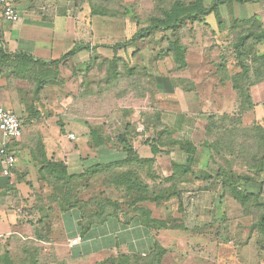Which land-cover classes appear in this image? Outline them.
<instances>
[{"label":"rangeland","instance_id":"1","mask_svg":"<svg viewBox=\"0 0 264 264\" xmlns=\"http://www.w3.org/2000/svg\"><path fill=\"white\" fill-rule=\"evenodd\" d=\"M177 1L184 2L189 9H194L198 4L197 0H92L101 11L114 15L127 14V17L132 21L130 22L132 26H128L125 34L130 38H132L134 32L150 27L155 21L160 22L163 20L172 11V6ZM213 1L203 0L202 4L205 8H208ZM255 8H258V6H254L253 3L247 6L238 3L236 10L234 9V13H232L234 20L239 19L240 22L237 23L233 22V19L230 20L228 16L221 15L220 20L222 22L220 25L215 15L211 14L195 23H186L180 30L152 29L145 32V36L136 42L131 52L122 54V57L115 56L116 58L113 60H98L99 57H97L94 67L90 66L88 69L84 67L79 70L76 75L77 79H74L75 82H73L78 85V89H76L78 96L75 97L73 103L77 105L76 110L78 111L79 121L83 120L82 122L84 123L87 118L93 117V113L88 108L92 99H95L96 103L105 100L110 105L108 106V109H111L109 113L112 112L115 115H112L113 117L110 119H114V123H117L116 120L119 118V111L121 110L119 106L123 102L122 106L129 107L133 111L140 109V112L148 116L153 115L155 109L153 107L163 110L164 112H161V127L174 129V123H177V119L184 115L185 124L183 127L184 133L182 134L192 138L195 144L201 146L198 154L199 161L195 171H206L215 175L218 170V164L210 158L209 150L203 148L204 136L209 133L208 139L210 141L220 139L221 142L228 144L227 149L229 152L227 154L231 156L230 159H234L230 160L232 165H234V169L237 172L249 173L252 169L246 166L245 161H242V163L239 161L240 159H245L246 154L242 151H237L238 154L235 155L236 149L242 148L236 143L243 141L244 137L240 131H244L245 128L243 127L245 125L249 126L259 123L264 127V124H261V121L257 123L256 117L251 124H247L245 121L247 115L245 114H250L253 117L256 115L255 109H253L252 105L248 106L242 95L238 98H231L232 87L227 80H231L235 75L244 77L243 73L246 72V67L258 72L260 71L259 67L264 63V44L258 46L251 39L252 41L246 42L245 49L241 48L237 52L235 49L238 38L246 29L252 30L253 36H255L253 38L255 39L264 37V8L261 15L254 14L257 18L251 24L243 26L241 21L249 22V18H252L254 16L252 14L256 12ZM247 15L251 16L248 17ZM222 28L223 31H221ZM115 30L117 32L120 30L118 25ZM126 36L124 33L120 34L119 31L118 37L114 40L111 39V42H123ZM174 43H178V49L181 46L182 51L184 50L185 52L184 67L179 64L181 62L180 57L177 54L175 55L177 51H170V47ZM124 68H126L127 77L123 79L124 74L122 72H124ZM118 72L122 73L123 80L121 81L115 79ZM129 72L132 75H129ZM231 75L233 76L231 77ZM166 80L171 85L167 86ZM223 80L226 82L223 83ZM175 81H182V84L175 86L173 84ZM66 83L64 84L65 86L67 85ZM92 95L95 98H92ZM173 99L178 101L172 103L171 100ZM233 100L236 106L245 107L243 114L242 110L227 114L232 110ZM167 105L177 109L175 114L165 110L168 108ZM1 106L10 108L4 103ZM151 122L153 124L158 123V121L155 123L154 120ZM232 130L235 131L232 132ZM142 131H144V128L140 132ZM257 132L259 130L253 131L252 134L254 135L255 133L257 135ZM236 135L237 138L235 139ZM142 137L152 139L155 136L152 137L150 133L146 132ZM166 141L168 139L161 146L162 150L166 149ZM258 149V145H254L255 154H257L256 150ZM171 151L172 154L170 156L174 157V161L184 163L186 155L181 150L177 148L172 150L171 148ZM87 152L88 150L84 149L81 156H85ZM167 156L158 157L157 163L152 170L147 172L152 178L145 179L143 177L144 172L140 173V171L137 173L138 178H141V180L144 178V182L152 187L155 185L158 187V185L162 184L163 179L171 174L172 167ZM124 159L117 161H123ZM235 160L238 161L236 162ZM98 163L97 161L92 164L91 161H88L87 164L82 166V169H79L78 173ZM251 163L250 166H252ZM102 164L108 165L107 163ZM123 168L125 169L124 173L128 172V168ZM113 173L110 172L107 175L112 176ZM263 173L260 181H264ZM115 176H118L117 171ZM210 183H197L195 187H186V189H192L195 192H185L183 194L184 205L182 208L179 207L176 199L166 205H162V207L151 206L157 218L168 219L170 217L188 228L187 231H178V234L170 233V235H173L172 241L163 242L168 243L170 246L173 244L181 246L183 254H186L188 250L193 254L194 248L198 251L202 244H205L206 246L202 250H205L203 255L210 257L212 260L215 250L214 245L219 239L215 236L218 224L214 222L221 218L223 213V217H226L227 236L230 240L226 242L228 245L224 244L228 248L236 247L240 264H253L252 256L256 259H254L255 264H261L258 262L259 258L256 253L255 242L257 235H252V242L249 245L240 244L249 237L251 218L243 215L240 205L230 196L221 198L223 191L219 188L220 183L216 181ZM79 186L74 187L73 196H76L74 198L76 200L90 201L89 206H91V209L85 212L86 215L95 212L93 208H96L100 199L104 197H111L116 201L123 200L118 188L110 186L106 183L104 177L100 175L85 179ZM257 189L259 187L255 188L254 191H258ZM263 196L262 199L264 200ZM221 199L223 207L219 206ZM71 211L80 213L78 210ZM54 212L59 213L58 210ZM51 214H53V211ZM55 214L53 215L54 218H56ZM61 214L64 215L66 213ZM134 222L137 224L127 226L118 220L111 219L106 225L95 227L89 235L92 241H97L105 237L104 234H110L115 241L116 239L120 240L122 238L121 234L127 229L128 233L132 231L131 235H135V238H138L139 231H142L143 234L146 233V229L140 228L138 221ZM61 223L64 225V218ZM115 224L117 225L116 228L113 226ZM195 226L198 228L194 229ZM226 230L224 228L223 234L224 232L226 233ZM80 236H82V233H80ZM202 236L205 240L203 242L198 241L199 237ZM198 242H200V245L196 246ZM136 244L138 247L140 246V249H150L152 246L151 242L143 241L142 245H139L140 242L120 240V243H112L110 246L101 244L102 247L100 249L104 248L116 255L118 251L120 252V249H135L134 246ZM198 253H201V250ZM261 262L263 261L261 260ZM1 264L3 263L1 262Z\"/></svg>","mask_w":264,"mask_h":264},{"label":"crops","instance_id":"2","mask_svg":"<svg viewBox=\"0 0 264 264\" xmlns=\"http://www.w3.org/2000/svg\"><path fill=\"white\" fill-rule=\"evenodd\" d=\"M252 3L254 6H258L252 16L254 14L261 15L264 8L263 3L248 2L243 6ZM237 4L234 2L222 6L220 8L221 15L228 16L230 20L233 19L232 13H234V9L236 10ZM17 9L20 14V21L16 24L7 22L0 9V49H4L9 54H28L34 59L47 63L58 61L75 49H82L68 57L59 66L61 77L67 81L66 86L58 80L54 84L43 85L41 88L34 82L29 83L26 80L0 75V106L4 103L10 107L8 109L17 114L23 125L20 138L10 144V149L15 153L17 159L13 176L11 178L4 176L0 165V256H3L7 251L9 257L16 262V259L19 258L16 255L18 243L22 239V241H37L40 248L39 258L53 259L52 262L54 263L52 264H110L107 260L117 257L119 254L142 257L149 254L157 239L168 250L162 264H240L236 247L228 248L226 246L228 245L226 242L229 241L224 234L218 237L211 260L210 257L203 255L205 250H202L206 246L205 244L201 243L202 247L198 250H201V253H198L197 249L194 248L193 254L189 250L183 254L181 246L166 244L165 242L173 239V235L170 233L178 234V230L174 229L159 232H151L146 229V233L143 234L142 231H139L138 238L131 235L132 231L128 233L126 229L121 234V241L140 242L139 245H142L143 241L151 242L152 246L150 249H140V246L138 247L136 244L135 249H120L116 255L104 248L101 250V244L110 246L112 243H120V240L114 241L110 234H104L105 237L92 241L89 234L95 227L85 236L80 245L71 246L70 241L80 236L82 232L79 228L81 215L75 211L64 215L56 213V218L51 222L52 227L47 228V225L43 224L46 229H41L43 225L37 220L38 217L28 211L31 206L34 207L38 201V196L42 195L44 198L47 193V188L40 181V166L32 157L37 144L40 143L44 146V153L47 158L64 161L69 172L74 174L82 169V166L88 161H91L92 164L97 161L110 163L126 158L124 153L109 148L110 143L104 144L96 150H90L91 129H97L108 139H114L126 131L127 123H138L139 132L144 128L142 124H139L140 109H136L130 116L126 115L125 117L120 110L117 123H114V119L111 120L110 118L115 115L112 112L109 113L111 109H108V105L105 104L101 108V105L92 99L88 108L93 113V117L87 118L86 122L83 123V120L79 121L77 105L73 103L75 97L78 96L76 91L78 85L73 83L75 82L74 79H77L78 71L84 67H94L97 57H99L98 60H112L115 56L122 57V54L131 52L133 46L118 51L112 47L131 40L138 31L133 33L132 38L127 37L125 33H127L128 26H132L129 17L93 15L92 5L87 0H23L17 5ZM117 25L120 28V34L124 33L126 37L123 42L113 43L111 39H116L119 33L115 30ZM166 83H168L167 86L171 85L167 80ZM230 93L232 99L236 97L233 88ZM251 97L256 115L251 117L250 114L246 113L245 121L247 124H251L256 117L257 123L261 121V124H264V82L251 88ZM177 101L171 100L172 103ZM123 103H120V109L129 108L122 106ZM167 106L168 108L165 110L175 114L177 109ZM236 111L237 106L233 100L232 110L227 114H233ZM184 118L183 115L177 119V123H174L173 128L176 137L179 140L193 141L192 138L182 134L184 133ZM71 134L75 136V140L69 139ZM146 140L142 136L137 138L135 149L142 157L149 158L152 156V152L150 147L145 144ZM84 149H87L88 152L85 156H81ZM170 155L167 156L169 162H176L174 157ZM262 182L264 183V181ZM257 186L259 187V184ZM254 187L252 185V188ZM262 187L264 190V186ZM219 188L223 191L221 183ZM222 204L223 201L222 203L219 202L220 207ZM223 216L222 213V217L216 221H222ZM63 218L65 220L64 225L61 223ZM132 224L137 223L133 222ZM139 225L140 228H143L141 224ZM113 226L116 228L117 225ZM119 227L121 228L120 225ZM203 240L205 239L202 236L199 237L198 241L203 242ZM251 240L248 245L252 242ZM200 242L196 246H199ZM256 253L258 252L256 251ZM257 257H259L258 254ZM251 258H253L252 263L255 264V257L252 256ZM258 262L260 261L258 260Z\"/></svg>","mask_w":264,"mask_h":264},{"label":"trees","instance_id":"3","mask_svg":"<svg viewBox=\"0 0 264 264\" xmlns=\"http://www.w3.org/2000/svg\"><path fill=\"white\" fill-rule=\"evenodd\" d=\"M87 1L92 5L93 15L111 17L127 16V14L114 15L101 11L92 2V0ZM234 2L240 4L260 2L263 3L264 6V0H214L211 6L205 8L202 4L203 0H197V6L194 9H189L186 7L184 2L177 1L173 4L172 11H170L163 20L160 22L155 21L150 27L139 30L131 40L123 44L115 45L112 48L115 51L127 49L129 46H135L136 42L145 36V32L151 31L152 29L172 31L180 30L186 25V23H195L198 20L200 21L207 18V16L211 14L215 15L221 25L222 21L220 20V8ZM256 18L257 17L254 15L252 18H249V22H244L243 20L241 21L244 26L251 24V22H253ZM233 22L237 23L240 21L238 19ZM221 31H223V28ZM253 35L254 34L251 29H246V31H244L237 40L235 47L236 52L241 48L245 49L246 42L252 41L251 39H253L255 44L258 46H262V44H264V37H258V39H255L253 38L255 37ZM177 45L178 43L172 44L170 51H177L175 55L177 54L180 57L181 62H179V64L184 67L185 52L184 50L182 51L181 46H179L178 49ZM81 49L82 48L75 49L66 54L60 60L48 63L34 59L28 54H9L4 49H0V75L8 78L15 77L19 80H26L29 83L34 82L37 83V85H40L41 88L43 85L49 86L54 84V82L58 80L65 84L66 80L61 77L59 66L67 60L68 57L73 56ZM259 70L260 71L257 72L246 67V72L243 73L244 77H238V75H235L234 77L231 75V77L233 76L231 80H227L236 92V98L242 95L245 102L248 103V106H254L251 97V88L256 84L264 82V63L259 67ZM122 73L124 74L123 79L126 78V68H124V72ZM122 73L118 72L115 79L119 81L123 80ZM129 75L132 74L129 72ZM224 82L226 81L223 80V83ZM173 84L175 86H179L182 84V81H175ZM93 98H95V96ZM99 104L101 105V108L105 104L108 105L105 100L103 102L100 101ZM240 107L242 106L237 105V111L242 110L243 114L245 107ZM153 109L154 111L152 116L144 115L143 112L140 113L139 124H142L144 127V131L142 132L138 131V123L135 122L127 123L126 131L119 134L114 139H108L106 135L101 134L97 129H91L92 138L89 143V147L91 149L89 147L88 148L90 150H96L104 144L110 143L109 148L126 155V158L123 161L107 163L108 165L99 162L93 167L83 170V172L71 174L64 161L47 158L44 153V146L40 143L37 144L32 153V157L40 166V181L44 187L47 188V193L44 198L42 195L38 196V201L35 203L34 207L31 206L28 211L38 217L37 220H39V223L42 225L46 224L47 228H51V222L54 219L53 215L56 213L54 211L58 210L61 214L67 213L71 210H78L81 215L79 227L81 228L83 238H85L93 227L105 225L111 219L118 220L127 226L137 220L143 228L151 232H159L167 229L187 231V227L182 223H177L175 219H171L170 217H168V219L157 218L154 215L153 208L151 206L155 205L157 207H162V205H166L176 199L179 203V207L182 208L184 205L183 194L185 192H195L192 189H186V187L190 188L191 186L195 187L197 183L206 184L216 181L222 184L223 194H221V198L230 196L240 205L244 213L243 215L247 218H251L249 237L247 238V241L240 244H248L252 239V235H257V240L255 242L258 252L257 254L259 256L258 258L260 263L264 264V200L262 199V196L264 195L262 186H264V183L260 181V177L264 172V127H262L259 123L253 125L251 124L249 126L245 125L243 128H245L244 131L246 132L240 131L243 134L244 139L243 141L236 143V145H240L242 148L236 149L235 155L238 154L239 151L246 154L245 159H240L239 161H241V163L242 161H245L246 166L252 169L250 171L248 170L249 173L237 172L234 169V165H232L230 161L234 159H230L231 156H228L227 154L229 152L227 149V143L221 142L220 139L210 141V139H208L209 133L205 135L203 148H207L209 150L210 158L218 164L216 174L212 175L206 171H195V167L199 161L198 154L201 146L196 145L191 140H179L176 137L174 129L161 127V112L163 113L164 111L159 110L156 107H153ZM121 110L124 117L126 115L130 116L133 113V110L130 108H122ZM152 120H154L155 123L158 121V123L153 124L151 122ZM253 126L257 127L254 128ZM255 130H259L257 135H255V133L254 135L252 134ZM234 131L235 130H232V132ZM146 132L150 133L152 137L155 136L154 138L147 139L145 141V144L150 147L152 152V156L149 158L142 157L135 149L136 139L146 134ZM236 138L237 135L235 139ZM166 139H168V141L165 142L166 149L162 150L161 146L164 144ZM254 145H258L259 147V149L256 150L257 154H255ZM171 148L172 150L177 148L186 155L184 163L172 162L171 174L168 177H165L162 184L158 185V187H156V185L152 187L148 183H145L143 180L144 178H152L150 177V174H147V172L152 170L153 166L157 163V158L163 155H170L172 152ZM235 161L237 162L238 160ZM250 163L252 166H250ZM123 167L128 168V172L124 173L123 171L125 169ZM116 171L118 172V176H115ZM139 171L140 173L144 172V178L142 180L141 178H138L137 173H139ZM110 172H114L112 176H108ZM96 175L103 176L106 183L110 186L117 187L123 197V200L116 201L111 197H104L103 199H100L99 204L96 207L98 209L93 208L95 209V212H92L90 215H86L85 212L91 209V206H89L90 201L74 199L76 196H73V191L74 187H80L79 184L84 182L85 179ZM258 184V191H254L255 188H258ZM252 185L255 187L252 188ZM220 203H222V199ZM52 211L53 214H51ZM219 222H214L218 224L215 236H222L223 233L221 232L224 231V228L227 229L226 233L224 232V235L227 236L228 228L226 226V218ZM195 228L198 227H194V229ZM41 229L45 230L46 227L43 225ZM226 239L230 241L228 236ZM38 244L39 243H37V241H22V239H20L17 247L18 252L16 253L19 258L16 259V262L13 258L9 257V252L6 251L3 256H0V264L1 262L3 264L54 263L52 262L53 259L39 258L40 248L38 247ZM151 250L152 251L149 254L143 257L137 255L127 256L119 254L117 257L109 258L107 261L110 264H162L163 258L167 254L168 250L157 239L155 240ZM261 260L263 262H261Z\"/></svg>","mask_w":264,"mask_h":264},{"label":"built area","instance_id":"4","mask_svg":"<svg viewBox=\"0 0 264 264\" xmlns=\"http://www.w3.org/2000/svg\"><path fill=\"white\" fill-rule=\"evenodd\" d=\"M23 0H0V9L4 19L12 24L20 21V14L17 5ZM0 165L3 175L11 178L16 168L17 159L15 153L10 149V144L14 140H18L22 134V122L17 114L8 108L0 106ZM70 140H75L73 134L69 135ZM84 238L75 237L70 241L71 246L80 245Z\"/></svg>","mask_w":264,"mask_h":264}]
</instances>
